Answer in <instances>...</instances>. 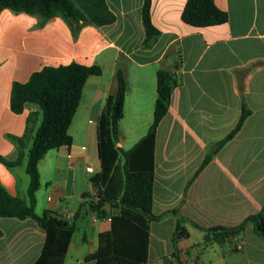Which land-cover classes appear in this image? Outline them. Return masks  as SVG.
Instances as JSON below:
<instances>
[{
    "label": "crops",
    "instance_id": "0c3cea01",
    "mask_svg": "<svg viewBox=\"0 0 264 264\" xmlns=\"http://www.w3.org/2000/svg\"><path fill=\"white\" fill-rule=\"evenodd\" d=\"M213 2L227 21L195 27L181 20L186 0H151L150 21L159 36L148 48L143 0H106L113 24L85 26L76 37L59 17L38 28L34 16L0 11V156L15 158L8 136H22L28 115L37 110L32 104L20 114L10 110L13 83L27 82L45 66L77 63L102 70L82 89L74 131V124L68 129L71 145L48 151L38 164L34 212L50 210L75 224L63 264H96L86 258L117 213L106 204L104 216L96 217L83 194L97 192L90 182L100 170L97 121L107 96L116 92L118 69L127 85L117 144L123 151L153 122L157 72L170 71L177 80L156 130L152 214L159 218L149 226L144 264H264V236L252 224L239 235L204 244L206 229L238 226L264 207V0ZM243 104L249 115L213 153L236 127ZM209 153L211 159L194 176ZM121 156L103 188L108 199L123 193ZM25 163L10 169L0 162L1 184L22 199L29 184ZM180 218L187 235L174 243ZM44 241L45 232L33 219L0 218V264H34Z\"/></svg>",
    "mask_w": 264,
    "mask_h": 264
},
{
    "label": "trees",
    "instance_id": "16d2710c",
    "mask_svg": "<svg viewBox=\"0 0 264 264\" xmlns=\"http://www.w3.org/2000/svg\"><path fill=\"white\" fill-rule=\"evenodd\" d=\"M214 0H186L181 20L190 26L205 27L222 24L227 14L219 10ZM150 2L143 0L142 25L144 28L143 47H150L159 32L151 25ZM9 9L14 13H25L36 17L37 27L59 17L66 22L73 37L85 26L100 27L113 24L115 15L106 0H0V11ZM99 66H84L77 63L57 67L45 66L34 72L25 83L15 82L11 88L10 110L15 114L23 112L28 104L37 110L30 112L22 136H8L14 144L16 156L8 159L0 156V162L7 168H14L26 160L25 170L29 177L26 199L8 194L0 182V218H31L45 232V241L39 258L34 264H63L68 244L75 231L74 222H68L55 212L45 210L41 215L34 212L36 192L40 187L38 164L50 150L69 147L72 138L69 126L76 113L82 96V89L90 76L101 75ZM117 89L108 95L97 121V143L100 170L90 178L97 187V200L85 203L96 217L104 216L102 207L108 204L117 213L110 218V228L98 236V247L86 259L96 264H144L147 260L149 226L159 217L152 214L154 182V143L159 122L165 116L177 80L167 70L156 74V100L153 108V122L147 133L130 149L123 151L119 143V122L123 116V104L127 85L123 71L116 72ZM249 115L243 104L236 127L214 148L217 151L240 129ZM123 156L122 171L124 188L117 200L103 196V188L110 178L119 157ZM209 153L196 171V176L211 159ZM91 194H83L90 198ZM180 218L172 240L185 237ZM247 224H252L259 236H264V207L257 214L248 216L241 224L231 228L212 227L206 229L204 244L211 240L239 235ZM212 235L210 237L209 235Z\"/></svg>",
    "mask_w": 264,
    "mask_h": 264
},
{
    "label": "built area",
    "instance_id": "2783aa9c",
    "mask_svg": "<svg viewBox=\"0 0 264 264\" xmlns=\"http://www.w3.org/2000/svg\"><path fill=\"white\" fill-rule=\"evenodd\" d=\"M86 170H87V171H91L90 168H87ZM96 193H97V192H94V193L91 195L90 200H92V201H96V200H97V194H96Z\"/></svg>",
    "mask_w": 264,
    "mask_h": 264
},
{
    "label": "rangeland",
    "instance_id": "374dc122",
    "mask_svg": "<svg viewBox=\"0 0 264 264\" xmlns=\"http://www.w3.org/2000/svg\"><path fill=\"white\" fill-rule=\"evenodd\" d=\"M77 116H79V115H77ZM71 124H74V125H72V127H71V130L72 131H74V128H75V123H71ZM85 125V124H84ZM119 126H120V128H121V132H122V125L121 124H118ZM122 148V147H121ZM120 161H121V163L123 162V158H122V156L120 157Z\"/></svg>",
    "mask_w": 264,
    "mask_h": 264
}]
</instances>
